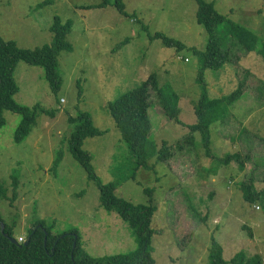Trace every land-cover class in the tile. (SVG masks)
Returning <instances> with one entry per match:
<instances>
[{
  "label": "rangeland",
  "instance_id": "1",
  "mask_svg": "<svg viewBox=\"0 0 264 264\" xmlns=\"http://www.w3.org/2000/svg\"><path fill=\"white\" fill-rule=\"evenodd\" d=\"M113 2L114 0H109ZM232 23L252 31L264 41V0H204ZM102 0H0V38L18 49L36 50L51 45L55 17L72 21L67 42L73 53L59 57L62 86L54 93L42 68L19 63L14 72L18 103H38L56 111L55 118L41 114L32 135L14 142L21 115L3 111L0 128V215L15 226V237H27L37 221L55 226L56 234L78 230L82 244L93 257L127 255L137 250L128 224L100 207L99 189L69 150V114L75 112L78 86L83 89L80 107L92 114L105 136L89 138L83 148L102 184L111 181L110 166L115 152L123 149L107 105L109 101L138 87L152 73L159 84L171 86L178 96L179 121L166 117L159 105L150 110L153 141L174 146L196 123L194 106L200 96L196 83L198 55L206 35L196 23L194 0H124L126 15ZM87 9V7H93ZM146 29V30H145ZM219 31H223L220 28ZM163 34L187 48L166 49ZM241 56V54H240ZM208 96L222 98L247 84V93L232 106L229 118L209 128V147L204 135L193 134L195 145L188 153L174 151L156 171L141 169L135 181L118 188V197L134 204H148L144 189L155 188L157 213L151 228L155 264H209L214 239L225 250L226 261L238 253L246 260L259 257L264 264V209L244 201L240 184L253 182L264 192V61L255 53L227 64L219 71L205 70ZM64 99V102H61ZM62 160L54 175L58 153ZM238 153L245 168L229 155ZM249 155V159L247 156ZM116 167V163L112 164ZM12 174L19 180L18 198L11 201ZM253 180V181H252Z\"/></svg>",
  "mask_w": 264,
  "mask_h": 264
},
{
  "label": "trees",
  "instance_id": "2",
  "mask_svg": "<svg viewBox=\"0 0 264 264\" xmlns=\"http://www.w3.org/2000/svg\"><path fill=\"white\" fill-rule=\"evenodd\" d=\"M194 1L197 4L196 23L203 28L207 39L203 51H197L193 47L187 48L163 34H156L152 38L162 41L166 49H176L179 52L187 48L200 59L196 79L200 96L194 106L196 123L186 125L189 134L182 141L176 142L174 146L163 142L161 148L153 141L150 110L154 105L161 106L166 117L175 124H182L179 121L178 96L171 86H160L156 73H152L138 87L108 102V115L120 132V142L124 147L111 157L109 172L114 177L111 174L112 179L108 183L102 184L92 164V155L83 148L87 139L105 136L108 131L98 128L92 114L80 107L83 96L80 81L77 82L79 103L76 104L75 112L68 117L71 128L68 143L72 157L83 167L88 178L97 184L101 209L115 214L133 231L137 250L127 255L93 257L84 248L78 230L56 234L53 224L37 221L26 238L15 237V226L8 225L0 215V264H155L152 257V239L156 233L151 228L157 213L153 194L155 188L144 189L148 196V204H134L118 197L115 194L116 190L129 181H135L141 169L155 172L156 166L149 164L152 159L155 158L157 163H166L172 158L174 151L179 154L188 153L195 145L193 134L196 132L205 136V146L209 147V128L229 118L232 106L247 93V84L241 81L237 90L225 97L214 99L208 96L203 78L205 70L219 71L227 64L238 63L242 55L251 53L257 54L264 61V41L256 34L244 29L240 24L227 20L216 10L214 2ZM110 4L118 12L126 15L124 0L113 2L102 0L97 7L104 8ZM92 8L94 6L87 7ZM220 28L223 29L222 32L219 31ZM72 29V21L64 22L58 16L55 17L51 28L53 35L51 45L36 50H21L15 43L5 42L0 38V128L6 123L3 117L4 110L19 113L21 122L14 134V142L17 144L32 135L41 114L49 115L53 119L56 111L49 110L40 103L29 106L15 100V94L19 91V86L14 80L15 69L19 63L42 68L51 90L58 93L62 86V79L58 73L59 57L62 53L72 54L74 51L67 42ZM61 102H64V99H61ZM61 160L62 153L59 152L52 167L54 175ZM233 160L239 164L240 169L245 168L240 154L229 155L226 162L230 163ZM114 163L116 167L112 166ZM11 177L13 203L18 198L19 180L16 174H12ZM256 188L253 182L240 184L244 201L252 205L259 202L264 209V192ZM0 192L4 194L2 187ZM20 238H23V242L19 241ZM224 256L225 250L214 239L209 264H261L262 261L259 257L246 260L244 253H238L231 261H226Z\"/></svg>",
  "mask_w": 264,
  "mask_h": 264
},
{
  "label": "built area",
  "instance_id": "3",
  "mask_svg": "<svg viewBox=\"0 0 264 264\" xmlns=\"http://www.w3.org/2000/svg\"><path fill=\"white\" fill-rule=\"evenodd\" d=\"M19 241H20V242H23V238H20Z\"/></svg>",
  "mask_w": 264,
  "mask_h": 264
},
{
  "label": "water",
  "instance_id": "4",
  "mask_svg": "<svg viewBox=\"0 0 264 264\" xmlns=\"http://www.w3.org/2000/svg\"><path fill=\"white\" fill-rule=\"evenodd\" d=\"M13 242H15V243H16V240H15V239H13Z\"/></svg>",
  "mask_w": 264,
  "mask_h": 264
}]
</instances>
